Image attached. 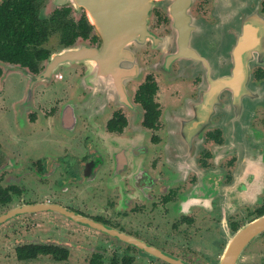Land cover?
<instances>
[{
	"label": "flooded vegetation",
	"instance_id": "obj_1",
	"mask_svg": "<svg viewBox=\"0 0 264 264\" xmlns=\"http://www.w3.org/2000/svg\"><path fill=\"white\" fill-rule=\"evenodd\" d=\"M88 4L0 0V264H264V0H156L117 58Z\"/></svg>",
	"mask_w": 264,
	"mask_h": 264
},
{
	"label": "water",
	"instance_id": "obj_2",
	"mask_svg": "<svg viewBox=\"0 0 264 264\" xmlns=\"http://www.w3.org/2000/svg\"><path fill=\"white\" fill-rule=\"evenodd\" d=\"M109 1L111 0H97V4L94 6L90 4L84 6L101 39V47L97 50L99 54L97 52L95 54L103 57L113 54L114 58H117L118 51L123 47L127 49L129 46L131 51V45L135 44L136 48H140L145 42L152 40L148 36L146 20L156 0H112L111 3ZM115 15H119L120 24H117L115 20H108V18L115 17ZM111 26L114 27V30L119 26L122 32L129 34L124 38L112 35ZM92 52L94 51H91L90 54ZM132 52L131 55L133 54ZM95 54L92 53V56H95ZM76 58L77 52L74 49L52 55L48 60L46 71H51L65 63L72 64L76 62ZM263 228L264 220L262 219L246 229V231H243V235L240 237L243 246L255 232ZM225 264H233L231 258Z\"/></svg>",
	"mask_w": 264,
	"mask_h": 264
},
{
	"label": "rangeland",
	"instance_id": "obj_3",
	"mask_svg": "<svg viewBox=\"0 0 264 264\" xmlns=\"http://www.w3.org/2000/svg\"><path fill=\"white\" fill-rule=\"evenodd\" d=\"M15 82H17V84L14 85V91L10 94V96L20 95V91H21V89H20V85H21L20 80L15 81ZM10 96L8 94V91H6L7 100H8V98H10Z\"/></svg>",
	"mask_w": 264,
	"mask_h": 264
}]
</instances>
